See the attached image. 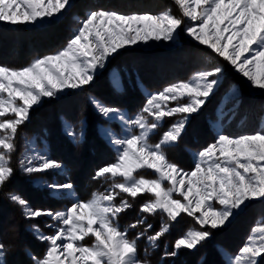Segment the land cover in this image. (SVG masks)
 <instances>
[{
	"label": "snow or ice",
	"instance_id": "6c2138e0",
	"mask_svg": "<svg viewBox=\"0 0 264 264\" xmlns=\"http://www.w3.org/2000/svg\"><path fill=\"white\" fill-rule=\"evenodd\" d=\"M175 5L182 15L91 10L55 52L36 57L20 68L0 65V118L8 117L0 120L2 190L16 171L10 159L17 133L44 98L55 99L65 89L91 85L110 58L140 43L172 46L184 37L195 41L197 49L205 53L201 70L191 80L172 83L156 92L148 91L137 80L147 95L135 114L89 96L102 121L97 135L116 152L113 162L94 170L93 180L109 181L110 185L91 199L77 198L70 170L51 154L47 138L39 134L44 139L43 150L19 160V169L36 188L46 189L50 198L68 199L70 206L53 210L33 206L22 194H8L10 201L21 208L24 219L32 221L28 231L45 244L42 256L25 249L32 264H149L140 256L139 242H146L145 252L154 251L159 239L170 230V225L162 221L152 232L153 225L144 214L158 212L173 222L185 213L200 226L177 238L171 251L165 246L164 257H178L181 249L194 250L211 239V230L231 224L249 202L264 200V129L239 136L218 132L192 154L191 169L182 168L166 155L167 149L179 144L193 114L221 91L230 70L245 78L251 93L259 90L264 95V0H175ZM71 7V0H0V22L13 26L56 23ZM110 83L115 91L123 90L120 70L112 71ZM239 96L237 85L225 89L214 116L209 117L210 126L235 114ZM172 102L175 104L170 106ZM174 116L178 119L156 143H151V135L163 126L164 118ZM62 125L72 143L84 142L86 119L75 124L62 119ZM142 169L154 175L138 174ZM144 194L149 199L141 204L138 217L121 228V213L132 207L126 197L135 199ZM137 228L141 230L130 239L129 231ZM254 231L260 233L259 237L249 236L238 254L226 256L225 264H261L264 228ZM89 236L94 238L90 246L81 243ZM6 251L0 242V264H5Z\"/></svg>",
	"mask_w": 264,
	"mask_h": 264
},
{
	"label": "rangeland",
	"instance_id": "374dc122",
	"mask_svg": "<svg viewBox=\"0 0 264 264\" xmlns=\"http://www.w3.org/2000/svg\"><path fill=\"white\" fill-rule=\"evenodd\" d=\"M71 2L72 7L66 11L63 15V18L56 23L13 26L4 22H0V27L12 31L8 34L0 32V41L3 43L2 45L0 44V61H4L6 63L2 65L20 68L15 64L19 58L22 57L24 52L38 51L37 53L39 55L33 56L29 62L23 66L28 65L36 57L55 52L67 42L71 31L79 26L80 21H82L86 14L91 10H111L122 14H163L165 12H170L173 15H182L179 6L175 5V0H71ZM204 47L205 46H200V49H203ZM41 52L43 53L41 54ZM204 58L205 53L203 51H199L196 47V42L192 41L190 38L179 37L177 43L172 46H165L163 42L160 44L149 42L148 45L140 43L136 46L120 50L118 54L110 58V63L107 64L105 70L102 72L103 76L107 77L106 80H108L110 86V76L114 69L121 71L122 78L123 74L124 77H127V74L125 73L131 74L134 78V87H136V89L139 91L141 100L139 101V96L136 93H132L128 89L126 93L118 95L107 85L96 89L95 92L98 94V98H101L104 102L117 105L122 109L127 105L133 106L139 101L140 106L135 111L129 113L135 114L146 102L145 96L147 95V93L137 85V80L142 81L144 88H146L148 91L156 92L161 90L164 86L170 85L172 83L191 80L194 73L198 70H201V60ZM216 59L220 60L222 64L226 63L222 61V58L217 57ZM124 66H130L134 69H132L133 71L128 70ZM228 68L230 69L231 66L229 65ZM244 80L245 78L240 76V74L231 70L228 72V78L225 80L221 91L218 92L214 98H210V102L205 106V108H203L208 111V120H206L205 123L209 125L211 131L205 132L203 127L205 123L200 118L193 119L194 115H196L193 114L191 122L187 126L186 132L180 139L181 142L175 148H169V150H167L169 154L167 157H170L169 160L177 163L176 161L185 162L188 159L192 165L190 168L184 169H191L193 168L192 154L201 150L203 146L211 142L218 132H223L231 136H239L242 134H252L264 129V95H260L259 90L256 91V94L251 93L244 83ZM128 84L130 83L128 82ZM232 85H237L240 90L239 107L234 110L235 114L231 115L230 119H224L219 124H213L210 126L209 117L214 116V109L216 108L222 93L225 91V89H229ZM125 87L126 84H124L123 81L124 90ZM111 88L114 89L112 86ZM76 90L78 89H65L62 93L58 94L55 99H58L69 92ZM51 100L54 99L44 98L43 103ZM87 100L93 115L101 120L93 106L90 104L89 99ZM174 104L175 102H172L170 106H173ZM39 107H36L35 109ZM80 107L79 98L72 97L64 105L60 106L58 110L72 115L71 112L74 111L76 113L75 109L80 110ZM229 107H231V105H229ZM124 110L127 111V109ZM33 111L31 113H33ZM48 112L49 111L46 112L47 114H39L34 123L36 128H49L48 124L50 126V123H53L51 113ZM7 118L8 117L0 118V120ZM176 119H178L177 116L165 117L163 120V126L157 130H154L155 134L151 135L150 142L153 144L156 143L161 134L167 130ZM87 127H89L88 123ZM61 130L63 134L71 141V139L63 131L62 121ZM102 141L106 143L104 140ZM43 143L44 139L34 134H31L30 137L24 139L21 144L23 147L20 146L19 148L21 150L17 156L18 163L19 160L24 159L25 156L34 154V151L43 150L41 147ZM56 147L57 146L55 145V149L53 147L51 148V154L53 155L55 153L56 155L61 153L62 156H65L64 154L66 151L64 148L58 150ZM108 147L113 153V158L111 161L113 162L116 157V152L112 146L108 145ZM96 153H98V150H96ZM97 157H90L88 155L84 156L83 158L79 159V163L77 164L74 163V161L76 162L75 154L68 153L66 158L70 162L74 163L76 171H79L80 174L91 168L94 165ZM177 164L180 166L179 163ZM142 172L149 173L151 176L148 177H152L154 175L151 170L147 169L139 170L138 174H143ZM59 179H63V177H60ZM117 179L119 180L121 178ZM94 181L96 182L95 184L99 190L93 194L104 192L105 189L110 185L109 181H105L103 183L101 180ZM32 186L33 188H36L33 184ZM18 187L19 186H16V188ZM93 194L91 195L90 199L93 197ZM121 195L126 196V194ZM138 196L149 197L148 194ZM175 198L182 199L181 197ZM64 209L65 208H61L59 210ZM181 214L188 217L185 213ZM164 215L166 216V214ZM188 219V222L192 225L191 228L199 229L200 226L197 225L191 217H188ZM191 228H188L187 230ZM259 228H264V200H253L249 202V206L242 213H240L231 224L223 228L211 230L214 234L213 236H216L218 243L215 245L216 251L218 250L219 254L224 258V260L226 256L234 257L236 254H238V250L247 242L249 236H256L257 238L259 237L260 233L254 231V229ZM20 231L21 230L19 226L8 214L6 208L0 207V232L4 234H7L8 232L9 235L11 234L10 237L13 236L18 238L17 241L12 238V242L10 243L11 240L9 241V235L5 236L7 241L12 244L11 255L13 258H18L21 260V262H23V259L19 255V248L17 247V244L20 243V240H25L20 236ZM44 231L47 233L49 230L44 229ZM186 231L172 240L169 251L172 250L175 240L185 234ZM93 241L94 238L89 236L86 237L85 241H82L81 243L90 246ZM191 251L193 250L181 249L178 257H185V255H188V253ZM44 252L45 248L42 252V255ZM204 264H217V258L214 257L213 252L209 254ZM261 264H264V258L261 259Z\"/></svg>",
	"mask_w": 264,
	"mask_h": 264
},
{
	"label": "trees",
	"instance_id": "16d2710c",
	"mask_svg": "<svg viewBox=\"0 0 264 264\" xmlns=\"http://www.w3.org/2000/svg\"><path fill=\"white\" fill-rule=\"evenodd\" d=\"M0 32H3L5 34H8L9 32H12L8 29L0 27ZM60 32V31H59ZM0 44L3 43L0 41ZM51 50V49H50ZM38 52V51H37ZM35 51H29L24 52L22 57L19 58L17 63L15 65L22 67L23 65L27 64L29 60L33 56L39 55ZM18 53V52H17ZM43 52H41L42 54ZM0 64H6L4 61H0ZM128 70L134 69L130 66H124ZM133 71V70H132ZM131 71V72H132ZM127 74V77H124L123 74V81L124 84H126L125 90L123 89L120 92L115 91L111 88L107 77L103 76V72L97 76L95 81L83 88L78 89L73 92H69L68 94L58 98L54 99L48 102H44L39 108L35 109L33 113H31L30 121L24 125L19 132L17 133V137L14 140L15 143V149L11 153V159L10 163L11 166L16 170L14 175L12 176L11 180L7 183L6 187H4L2 190H0V207H5L8 214L13 218V220L17 223V225L20 228V236L25 240H20V243L17 244V247L19 248V255L23 259V262H21L18 258H13L11 255V248L12 244V238L16 241L18 240L17 237H10L9 233L7 234L0 232V242L5 244V247L7 249L6 255L4 257L5 264H32L29 256L26 254L25 249H30L32 253H34L37 256H41L42 252L44 251L45 244L39 242L34 238V236L28 231V225L29 223H32V221H28L24 219L22 215L21 208L12 203L9 199L8 194L9 193H19L22 194L24 198H26L33 206H41V207H47L51 208L53 210H59L61 208H65L66 206H70V201L68 199H59V198H50L48 195L47 190H41L37 188H33L32 184L30 183V178L26 175H24L20 169H19V163L17 160V156L20 153V146L24 139H27L30 137L31 134L38 135L42 132L43 136L47 138V145L51 148L53 147L55 149L60 150L61 148H64L65 156H62L61 153H58L55 155L60 161H62L67 168L70 170V175L73 180V182L76 185V195L77 198L81 200H88L90 199L91 195L94 192H97L99 188L96 186V182L92 179V175L94 170L102 166L106 163H109L112 161L113 153L108 147L106 143L102 141V139L97 135V126L101 123V120L97 118L95 115H93V112L91 110V107L88 103V98L90 95H94L98 97V94L95 92L96 89L108 86L111 90H113L116 94L122 95L126 93L127 89L130 90L132 93H136L139 96V101L141 100V95L139 91L136 89L134 78L131 74ZM128 82L131 84H128ZM72 97L79 98L80 102V110L75 109L76 113L72 111V115H70L67 112H63L58 110V108L62 105H64L68 100H70ZM139 101L133 105H127L123 109H127L128 113L135 111L139 106ZM49 111L51 113V117L53 119V123H50V126L48 124L49 128L45 127H39L36 128L34 126V123L41 113H45ZM48 112V113H49ZM76 115V116H74ZM194 118H200L205 123L206 120H208V111L205 109H202L199 113L194 115ZM67 120L72 123H76L77 121L81 119H86L89 127H87V133L86 137L84 139L83 143H72L62 132L61 130V121ZM205 132L211 131V128L208 124L203 125ZM52 133V134H51ZM43 138V137H42ZM181 141H179L180 143ZM23 147V145L21 146ZM197 148V147H196ZM96 150H98V153H96ZM169 150V149H167ZM166 150V155L168 156V151ZM72 151V152H71ZM74 151V152H73ZM68 153L75 154L76 156V162L75 164L79 163V159L83 158L84 156H95L97 157L94 165L87 169L84 173H80L79 171H76V167L73 164V162H70L66 157L68 156ZM182 154V153H180ZM170 159V157H167ZM180 164L183 168H190L191 163L187 159V161H176ZM74 168V169H73ZM145 176H151L149 173L142 172ZM62 180V179H61ZM16 186H19L16 188ZM130 204L132 205L131 208L126 210L125 212L121 213L118 223L120 224L121 228L126 227L129 223L133 222L139 215V208L142 203H144L147 199H149L148 196H137L135 199L126 197ZM148 223H151L153 225L152 232H155L159 229L161 222H167L170 225V230L168 233H166L164 236H162L159 241L157 242L159 244V247L156 248L154 251L152 249H149L148 252H145V241L139 242V248H140V256L145 258L149 264H204L207 260V257L211 252H213L214 257L217 258V264H225L224 258L219 254L218 250L216 251L215 245H217V239L216 236H212L211 239L205 241L202 245L198 246L197 249H194L193 251L189 252L188 255H185V257H164L163 253L165 251V246L167 250L169 251L170 244L172 243V240H174L175 237L182 234L184 231H186L188 228H191V223L188 222V217L181 214L177 221H168L166 216L162 213H156V214H144ZM44 219H47L46 217ZM140 228L130 230L129 231V238H133V233L140 231ZM9 235V241L5 238V236ZM19 242V241H18ZM216 255V256H215ZM185 258V259H184ZM188 258V259H187Z\"/></svg>",
	"mask_w": 264,
	"mask_h": 264
},
{
	"label": "bare ground",
	"instance_id": "6f19581e",
	"mask_svg": "<svg viewBox=\"0 0 264 264\" xmlns=\"http://www.w3.org/2000/svg\"><path fill=\"white\" fill-rule=\"evenodd\" d=\"M74 164V163H73ZM74 169V168H73Z\"/></svg>",
	"mask_w": 264,
	"mask_h": 264
}]
</instances>
